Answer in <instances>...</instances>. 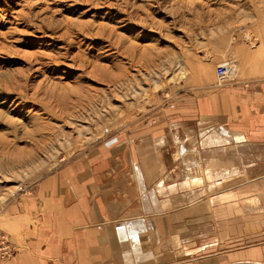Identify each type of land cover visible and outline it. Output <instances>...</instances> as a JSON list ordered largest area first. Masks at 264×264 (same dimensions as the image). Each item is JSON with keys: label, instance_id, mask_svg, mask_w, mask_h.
Instances as JSON below:
<instances>
[{"label": "rangeland", "instance_id": "374dc122", "mask_svg": "<svg viewBox=\"0 0 264 264\" xmlns=\"http://www.w3.org/2000/svg\"><path fill=\"white\" fill-rule=\"evenodd\" d=\"M207 1L0 0L1 232L9 231L7 208L43 177L99 142L131 136L159 111L167 116L172 104L220 99L240 107L242 100L246 114L257 117L264 68L255 73L250 57L264 50L255 27L264 0H253L247 12L237 1L222 25L204 23L198 7L215 0ZM141 47L153 54L147 62L160 64H144ZM261 229L221 243L231 249L264 242Z\"/></svg>", "mask_w": 264, "mask_h": 264}, {"label": "crops", "instance_id": "0c3cea01", "mask_svg": "<svg viewBox=\"0 0 264 264\" xmlns=\"http://www.w3.org/2000/svg\"><path fill=\"white\" fill-rule=\"evenodd\" d=\"M255 94V119L242 100L177 102L61 164L7 208L18 252L0 264H264V242L221 243L264 227Z\"/></svg>", "mask_w": 264, "mask_h": 264}, {"label": "bare ground", "instance_id": "6f19581e", "mask_svg": "<svg viewBox=\"0 0 264 264\" xmlns=\"http://www.w3.org/2000/svg\"><path fill=\"white\" fill-rule=\"evenodd\" d=\"M209 1V0H208ZM207 1V2H208ZM227 1V0H226ZM237 1H239V0H229L228 1V3H225L224 2V0H222V3H223V7L221 6L220 8H219V4H218V2H217V0H215L213 3L211 2V6L210 5H206V6H204V7H202L201 5L198 7L199 9H204V13H205V18L203 19V21L205 20L207 23H215V24H220V25H222L223 23H225V22H227L226 20H228V18L226 17L227 15L226 14H230L231 12H232V9L233 8H235V6L238 4V2ZM241 1V0H240ZM243 2H244V4H240L239 6H240V9H241V7L242 6H244V9L246 8V12H247V10H253L254 8H255V3L253 2V0H242ZM260 1V0H259ZM204 2V1H203ZM194 3V2H193ZM221 3V4H222ZM242 3V2H241ZM260 3V2H259ZM205 4V3H204ZM220 4V5H221ZM263 4V3H262ZM199 5V4H198ZM256 5H257V3H256ZM189 6V5H188ZM258 7V6H257ZM262 7L264 8V5H262ZM238 8V7H237ZM236 8V9H237ZM188 10H189V13H191L190 11H192V13L195 11V12H197L196 11V9L195 8H193V6H189V8H188ZM256 10H257V8H256ZM263 10V9H262ZM234 11H235V9H234ZM237 11V10H236ZM245 11V10H244ZM257 11H259V10H257ZM183 12H185V11H183ZM250 12V11H249ZM253 13V12H252ZM258 13V12H257ZM175 14H176V12H175ZM181 14V13H180ZM180 14H179V16H180ZM233 14V13H232ZM231 14V15H232ZM235 14V13H234ZM261 14V13H260ZM178 15V14H177ZM184 14H182V16H183ZM226 15V16H225ZM179 16H178V18H179ZM182 16H180V17H182ZM230 16V15H229ZM253 16V15H252ZM233 17V15L231 16V18ZM173 18V17H172ZM245 18V17H244ZM180 19H183V17L182 18H180ZM184 19H185V17H184ZM144 20V19H143ZM146 21V20H145ZM144 21V25L145 24H147L148 22H145ZM200 21V20H199ZM198 21V22H199ZM205 21H204V23H205ZM255 21V20H254ZM185 22V21H184ZM229 22H231V21H229ZM142 24H143V22H141ZM150 24H155V23H152V22H149ZM173 23H175V22H173ZM178 23V22H177ZM203 23V22H202ZM206 23V24H207ZM128 24V23H127ZM138 24H140V23H138ZM137 24V25H138ZM183 24H185V23H183ZM206 24H204V25H206ZM141 25V24H140ZM149 25V24H148ZM201 25V24H200ZM211 25V24H210ZM210 25H209V27H210ZM214 25V24H213ZM213 25H211V27L213 26ZM225 25V24H224ZM224 25L221 27L222 29H223V27H224ZM255 27H259L260 29H259V36H260V40H261V45L259 44V46L260 47H263V49H264V29H261V28H263V26H264V15H262L261 17H259L258 19H257V23H255ZM128 26V25H127ZM139 26V25H138ZM141 26H143V25H141ZM155 26V25H154ZM154 26H151V27H154ZM177 26V25H176ZM175 26V27H176ZM215 26V25H214ZM218 26V25H217ZM208 27V28H209ZM226 27V26H225ZM144 28V27H143ZM150 28V27H149ZM155 28H156V26H155ZM177 28V27H176ZM180 28V27H179ZM204 28V27H203ZM206 28V27H205ZM148 29V28H147ZM157 29V28H156ZM175 29V28H174ZM178 29V28H177ZM183 29H184V27H183ZM142 30V29H141ZM145 30V29H144ZM152 30V29H151ZM159 30V29H158ZM161 31H162V29H160ZM173 30V29H172ZM181 30V29H180ZM180 30H175L176 32H180V33H182V30L180 31ZM200 30H204V29H200ZM149 31H150V29H149ZM153 31V30H152ZM155 31V30H154ZM216 31V30H215ZM158 32V31H157ZM184 32V31H183ZM187 33V32H186ZM194 33V32H193ZM142 34V33H141ZM148 34V33H147ZM191 34V33H190ZM140 35V34H139ZM150 35V34H149ZM154 35H155V33H154ZM163 35H164V33H163ZM163 35H161V36H163ZM192 35H194V34H192ZM136 36V35H135ZM168 36V35H167ZM185 36V35H184ZM186 37H187V35H186ZM193 37V36H192ZM157 38V37H156ZM166 38V37H165ZM164 38V39H165ZM191 38V37H190ZM163 39V40H164ZM191 39H193V38H191ZM153 40H155V39H153ZM151 41V40H150ZM178 41V40H177ZM263 41V42H262ZM179 43V42H178ZM180 44V43H179ZM182 44V43H181ZM143 46V45H142ZM144 46H146V45H144ZM151 46V45H150ZM153 46V45H152ZM151 46V48H153ZM258 46V47H259ZM132 47V46H131ZM188 47V46H187ZM179 48V47H178ZM181 48V47H180ZM192 48H195V47H192ZM154 49V48H153ZM129 50V49H128ZM157 50V49H156ZM139 51H140V49H139ZM192 51V50H191ZM245 51V50H244ZM141 55H140V58H142L144 61H145V63L144 64H146V63H149V65H150V61L152 60L153 62L155 61V60H153V59H150V61H148L147 62V60L150 58V56H151V52H149V50L146 48V47H143V49H142V47H141ZM139 53V54H140ZM170 53H172V52H170ZM187 53V52H186ZM248 53V52H247ZM156 54V53H155ZM174 53H172L171 55H173ZM177 54V53H176ZM193 54V53H192ZM243 55H245V56H247L245 53H242ZM153 55V54H152ZM237 55H240V56H242L241 55V53H237ZM155 56V55H154ZM240 56H238V59H239V57ZM157 57V56H156ZM166 57H168V55H166ZM172 58L173 56H169V58ZM179 57V56H178ZM182 57V56H181ZM185 57V56H184ZM183 57V58H184ZM112 58V57H111ZM139 58V57H138ZM154 58V57H153ZM159 58V57H158ZM168 58V59H169ZM171 58H170V60H171ZM180 58V57H179ZM192 58V57H191ZM190 58V59H191ZM242 58V57H241ZM166 59V58H165ZM196 59V58H195ZM249 59V58H248ZM250 59H251V63H253V68H254V72L255 73H257L259 70H262V68H264V50L262 51V53H260V54H257V55H255V56H253V57H250ZM167 60V59H166ZM165 60V61H166ZM169 60V61H170ZM197 60V59H196ZM243 60V59H242ZM165 61H162L161 60V62L162 63H168V65H169V62L167 61V62H165ZM178 61V60H177ZM184 61H185V58H184ZM198 61V60H197ZM248 61H250V60H248ZM156 62V61H155ZM158 62V61H157ZM156 62V63H157ZM181 62V60L179 61V62H176L177 64L178 63H180ZM186 63H188L187 61H185ZM190 62V61H189ZM245 62V61H244ZM243 62V63H244ZM238 63H240V62H238ZM242 63V64H243ZM246 63V62H245ZM158 64H160V63H157L156 65H158ZM171 64H173L172 63V61H171ZM183 64V63H182ZM195 64H197V63H195ZM148 65V64H147ZM152 65V64H151ZM184 65V64H183ZM190 65V64H189ZM182 66V65H181ZM190 66H192V65H190ZM242 66V65H241ZM140 67V66H139ZM142 67V66H141ZM162 67L163 66H161L160 65V69L162 70ZM166 67H168V66H166ZM179 67V66H178ZM193 67V66H192ZM146 68L147 67H145V70H146ZM148 68H149V66H148ZM175 68H177V66H175ZM180 68V67H179ZM189 68V67H188ZM197 68L199 69V71H204V69L203 68H201V67H199V66H197ZM143 69V68H142ZM150 69V71H152V74L153 73H158V71L157 70H160L157 66L155 67V66H152L151 68H149ZM190 69V68H189ZM192 69V68H191ZM160 70V71H161ZM167 70V69H166ZM187 70V69H186ZM103 71V70H102ZM163 71H164V69H163ZM182 71V70H181ZM184 71V70H183ZM146 72V71H145ZM148 72V71H147ZM172 72V71H171ZM184 72H186V71H184ZM191 72V71H190ZM192 72H194V71H192ZM151 73V72H150ZM177 73H180L179 71L177 72ZM183 73V72H182ZM260 74V73H259ZM163 75H164V73H163ZM189 77H193V76H189ZM106 78V77H105ZM183 78V77H182ZM105 79H103V81H104ZM106 80H107V78H106ZM191 82V81H190ZM113 108V107H112ZM233 198V197H232Z\"/></svg>", "mask_w": 264, "mask_h": 264}, {"label": "built area", "instance_id": "2783aa9c", "mask_svg": "<svg viewBox=\"0 0 264 264\" xmlns=\"http://www.w3.org/2000/svg\"><path fill=\"white\" fill-rule=\"evenodd\" d=\"M8 235L0 231V262L10 260L17 252Z\"/></svg>", "mask_w": 264, "mask_h": 264}]
</instances>
